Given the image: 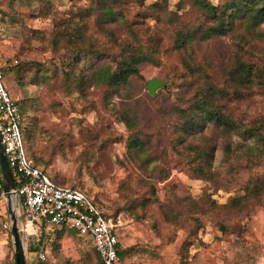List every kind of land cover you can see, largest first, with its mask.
Segmentation results:
<instances>
[{
  "label": "rangeland",
  "instance_id": "obj_1",
  "mask_svg": "<svg viewBox=\"0 0 264 264\" xmlns=\"http://www.w3.org/2000/svg\"><path fill=\"white\" fill-rule=\"evenodd\" d=\"M127 1L125 19L99 25L86 12L89 0H0V68L13 98L26 103L25 125L34 135L26 151L35 162L49 161L46 171L58 184L80 188L108 217L120 214L123 264H264V197L249 199L243 211L228 205L250 181L264 182V158L247 152L251 141L211 124L178 143L177 111L193 105L204 81L185 67L187 50L177 49L176 33H195L208 22L191 0H169L163 15L151 9L160 0ZM82 12L86 34L100 48L118 55L125 44H138L135 36L155 50L140 75L109 97L103 85L71 92L60 77L48 78L71 61L58 26L79 21ZM234 27L204 40L196 33L192 48L221 86L237 59L255 66L259 82L227 111L248 124L264 119V22L257 31L240 21ZM19 67L23 84L6 72ZM152 79L164 83L156 96L147 89ZM190 145L208 148L211 161L204 166L190 156ZM52 230L45 241L58 264H101L91 237ZM26 258L37 264L36 254ZM0 264H17L12 235L1 224Z\"/></svg>",
  "mask_w": 264,
  "mask_h": 264
},
{
  "label": "trees",
  "instance_id": "obj_2",
  "mask_svg": "<svg viewBox=\"0 0 264 264\" xmlns=\"http://www.w3.org/2000/svg\"><path fill=\"white\" fill-rule=\"evenodd\" d=\"M168 1L169 0H160V2L151 6V9L154 11L157 9V13L163 15L168 6ZM191 1L195 7L202 11L204 19L208 23L212 22V24L210 25L206 23V28L203 27L195 33L187 30L176 33L177 49L187 50V57L184 61L185 67L189 72L204 81L203 88L198 90V93L190 103L193 105L180 108L177 111L183 119V123L181 125L182 138L178 143H185V141H183L184 134L186 137H191L198 133L199 128L202 125L211 124L224 129L227 133L234 132L237 136L242 137L246 142L251 141L253 146L248 145L247 152L255 156V159L261 160L264 158V152H259L260 149L258 146L261 145L264 148V119H258L247 124L243 121V119L236 116L234 117L231 113H227L229 108L233 110L232 104L234 102L244 99V93L253 88L254 83L259 80L257 75L259 72L256 70L254 65L242 59H237L235 61V65L228 68L225 79L226 85L224 84L221 86V83H217L214 77L208 73L205 66L195 62L194 50L192 47L193 42L199 38L198 34L202 40L209 39L214 35H224L229 30L234 29V25H236V22L238 21L243 22L250 30L257 31L256 29L264 22V0ZM215 1H219L220 4H215ZM89 2L90 7L86 12H88L89 15H96L99 25L115 23L120 19H125V14L128 11L127 0H89ZM86 14L87 13L82 12L80 14V20L73 24L68 23L58 26L59 34L67 38L68 46L72 49L69 57L71 61L67 64L63 63L61 66H56L55 70L50 71L48 78L50 79V77H52V80H50L53 81L55 78L60 77L64 88L71 92H74V89L82 91L86 86L89 87L93 85L99 87V85H103L108 89L107 93L109 94V97L121 87L128 85L134 76L140 75L139 66L143 63V61L153 59V52L155 50L151 49L146 51L140 39L135 36L134 38L138 44L136 46L133 44H125L122 52L118 55L111 53L110 48H100L94 40L90 39L86 34L88 27L82 19V17L87 16ZM171 22L175 23L177 20L172 18ZM22 70V67L7 68L6 72L12 74L14 79L18 80L19 84H23V77L20 76V72ZM5 80L6 76L4 74V83L6 85ZM43 80L47 82L45 78ZM13 100L20 106L23 113V136L24 143L27 145V142L32 141L34 135L32 134L33 132L28 130L25 125L26 121L24 109L26 108V103H22L14 98ZM127 120L129 122L131 121L130 118ZM136 139L137 138L134 137L135 146L131 145L132 149H136L135 147L138 145ZM188 150L190 152L189 155L193 156V158L204 160V166L211 161L212 156L207 151L208 148L190 145L188 146ZM27 155L30 159H32V156L29 155L28 152ZM35 160L36 162H34L36 165L43 168L49 175L46 171V168L50 165L49 161L43 157H36ZM192 162L193 161L189 159L188 163ZM51 179L57 183L52 177ZM258 179L259 178H256V180L250 181L244 190L245 195L233 197L228 205L233 209L237 208L240 211H243L244 206H248L249 199L263 198L264 182H260ZM14 181L15 186H18V178L16 175H14ZM3 192L4 181L0 166V199H2ZM161 206H163V204H161ZM19 207L22 211H24L21 201L19 203ZM116 217L117 218H115V220L119 219L120 214ZM0 219L2 220L0 223L1 227H3V222H9L8 213L6 216L0 215ZM19 220L21 221V218H19ZM67 230L68 229L64 227L54 226L52 232L56 234L57 232ZM6 231L12 235L10 229ZM50 233L51 231L45 232V229L42 226L39 236L31 240L29 252H37V244L47 245L49 241H45V237H50L52 235ZM96 252L98 259L101 264H103L100 254L97 250ZM118 256L121 264H123L126 252L123 250L121 243L118 246Z\"/></svg>",
  "mask_w": 264,
  "mask_h": 264
},
{
  "label": "built area",
  "instance_id": "obj_3",
  "mask_svg": "<svg viewBox=\"0 0 264 264\" xmlns=\"http://www.w3.org/2000/svg\"><path fill=\"white\" fill-rule=\"evenodd\" d=\"M23 123V113L7 89L0 68V140L13 175L18 178L14 194L25 253H29L31 240L39 236L42 226L45 230L58 226L91 237L103 264H121L118 256L119 221L108 217L98 202L81 189L55 183L28 157ZM20 201L24 211L19 207ZM2 202L7 204L4 194L0 207ZM8 216L10 220L9 213ZM2 225L3 229L11 230V221ZM37 264H50L44 246L37 253Z\"/></svg>",
  "mask_w": 264,
  "mask_h": 264
},
{
  "label": "water",
  "instance_id": "obj_4",
  "mask_svg": "<svg viewBox=\"0 0 264 264\" xmlns=\"http://www.w3.org/2000/svg\"><path fill=\"white\" fill-rule=\"evenodd\" d=\"M164 87V83L158 79H152L148 83L147 89L149 93L152 96H156L159 89ZM0 166L4 181V197L7 201L8 205V211L10 215V221H11V233H12V239L15 247V255H16V263L17 264H26V253L24 250L20 229H19V223H18V217H17V199L15 197L14 191H15V181H14V175L13 172L7 162L4 149L1 144L0 140Z\"/></svg>",
  "mask_w": 264,
  "mask_h": 264
},
{
  "label": "crops",
  "instance_id": "obj_5",
  "mask_svg": "<svg viewBox=\"0 0 264 264\" xmlns=\"http://www.w3.org/2000/svg\"><path fill=\"white\" fill-rule=\"evenodd\" d=\"M4 205V207H0V215L2 216H6L7 215V213H9V211H8V205L6 204V202H2L1 203V206H3ZM6 205V206H5ZM6 210H7V213H6ZM9 222H10V220H9ZM46 232V231H45ZM54 236H56V234L54 235ZM93 242V241H92ZM94 244V243H93ZM42 246H44L45 248H46V252L48 253V256H49V259H50V261H51V264H58V259H56L54 256H53V254L51 253V251L49 250V248L47 247V245H42V244H37V250L39 251L40 250V248L42 247ZM38 251L37 252H29V253H34V254H36L37 255V253H38ZM27 259V258H26Z\"/></svg>",
  "mask_w": 264,
  "mask_h": 264
}]
</instances>
